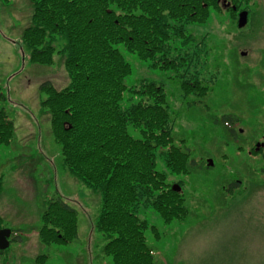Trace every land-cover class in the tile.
<instances>
[{
    "label": "rangeland",
    "instance_id": "1",
    "mask_svg": "<svg viewBox=\"0 0 264 264\" xmlns=\"http://www.w3.org/2000/svg\"><path fill=\"white\" fill-rule=\"evenodd\" d=\"M241 9L248 18L238 27ZM32 12L31 0H0V45L8 41L19 48L13 69L0 68L5 108L15 127L13 140L0 144V214L2 226L18 237L0 251V264H114L101 250L106 239L95 225L101 191L64 166L49 109L41 104L42 80L50 78L57 87L67 82L64 55L54 52L52 62L31 64L21 50V32ZM185 32L207 51L196 73L206 87L202 97L183 93L174 68L152 66L118 44L131 67L127 85L141 79L162 83L174 118L173 141L202 164L172 172L157 155L156 169L166 173L168 188L181 193L187 212L167 221L151 207L139 210L149 225L153 264H264V0L211 7L204 21L187 23ZM137 99L127 90L122 102ZM224 113L238 119L236 139L215 121ZM233 182L240 186H228ZM57 192L77 209V237L45 243L38 233L42 203Z\"/></svg>",
    "mask_w": 264,
    "mask_h": 264
},
{
    "label": "trees",
    "instance_id": "2",
    "mask_svg": "<svg viewBox=\"0 0 264 264\" xmlns=\"http://www.w3.org/2000/svg\"><path fill=\"white\" fill-rule=\"evenodd\" d=\"M243 1L248 0H31L32 19L23 30L21 49L35 63L52 62L54 52L64 55L67 82L57 87L50 78L42 80L46 96L41 104L49 109L64 166L101 191L95 225L106 239L101 250L114 264L154 262L140 209L151 207L167 221L187 212L181 193L168 188L166 173L156 169L157 155L172 172L202 166L189 148L173 141L174 118L162 83L141 79L127 85L131 67L118 44L152 66L174 68L183 93L202 97L206 87L196 73L201 74L206 59L201 63V52L207 51L185 32L186 24L204 21L211 7H240ZM127 90L138 99L123 104ZM7 96L0 86V144L10 143L15 134ZM215 121L228 137L239 134L233 114ZM42 205L40 239L74 240L76 207L58 192Z\"/></svg>",
    "mask_w": 264,
    "mask_h": 264
},
{
    "label": "crops",
    "instance_id": "3",
    "mask_svg": "<svg viewBox=\"0 0 264 264\" xmlns=\"http://www.w3.org/2000/svg\"><path fill=\"white\" fill-rule=\"evenodd\" d=\"M26 25H28V24H26ZM25 26L23 27L21 33H23ZM21 37H22V35H21ZM17 50L15 49L14 44L11 42L9 43L7 41L5 44L1 43V45H0V68H1V70L5 69V70H3V72L12 70L13 65L15 64V61H17L16 63H18V61H19V57H18L19 48H17ZM22 52H24V51L22 50ZM28 61H30L31 64H36L35 62L33 63V61H31V60H28ZM4 62H6V64H7L6 67H4Z\"/></svg>",
    "mask_w": 264,
    "mask_h": 264
},
{
    "label": "water",
    "instance_id": "4",
    "mask_svg": "<svg viewBox=\"0 0 264 264\" xmlns=\"http://www.w3.org/2000/svg\"><path fill=\"white\" fill-rule=\"evenodd\" d=\"M247 18H248V11L246 9L240 10L238 13V21H237L238 27L244 26L247 23ZM242 53L245 54L246 52L243 51ZM10 233H11L10 228L8 227L0 228V249H4L7 246H9Z\"/></svg>",
    "mask_w": 264,
    "mask_h": 264
},
{
    "label": "flooded vegetation",
    "instance_id": "5",
    "mask_svg": "<svg viewBox=\"0 0 264 264\" xmlns=\"http://www.w3.org/2000/svg\"><path fill=\"white\" fill-rule=\"evenodd\" d=\"M240 130V129H239ZM241 131V130H240Z\"/></svg>",
    "mask_w": 264,
    "mask_h": 264
}]
</instances>
